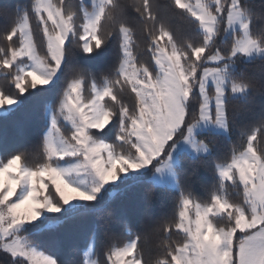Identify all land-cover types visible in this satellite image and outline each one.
Wrapping results in <instances>:
<instances>
[{"label": "snow or ice", "instance_id": "snow-or-ice-1", "mask_svg": "<svg viewBox=\"0 0 264 264\" xmlns=\"http://www.w3.org/2000/svg\"><path fill=\"white\" fill-rule=\"evenodd\" d=\"M172 3L200 39L177 42L150 0H0V264H75L57 234L89 219L79 264H264V0ZM130 12L151 62L134 51ZM257 61L259 78L247 71ZM257 100L249 132L237 120ZM10 129L34 130L36 162L10 146ZM158 192L174 197L171 217L150 211ZM137 203L160 237L155 261L128 227ZM113 224L128 239L97 257Z\"/></svg>", "mask_w": 264, "mask_h": 264}, {"label": "trees", "instance_id": "trees-1", "mask_svg": "<svg viewBox=\"0 0 264 264\" xmlns=\"http://www.w3.org/2000/svg\"><path fill=\"white\" fill-rule=\"evenodd\" d=\"M8 3H16L19 0H6ZM23 2H27V0H23ZM86 2H90V0H86ZM125 3L128 0H124ZM154 11L157 12L159 20L163 21L165 26L171 30L175 40L177 42H184L185 40L191 39L193 41H197L200 37L197 36L195 27L191 23V18L188 14L184 13L183 10L176 8L172 0H150ZM254 2L258 5L259 0H254ZM74 4H78L79 0H73ZM129 23L135 30V39L139 45L138 48H135L134 51L140 53V58L151 62V54L143 51L146 49V44L148 37L145 34V22L140 20L135 12H130L129 15ZM5 21L2 17H0V27L3 26ZM35 21H33V27H35ZM264 22L257 21V27L261 26ZM148 27H151V23L148 24ZM0 46H2V42H0ZM230 46V45H229ZM214 50V49H213ZM261 65L259 61L249 64L247 67V71L250 75L259 78L261 72ZM3 83V78L0 76V84ZM232 106L237 110H240V102L233 101ZM41 107V102L37 101L33 105L30 106L26 113L18 114V120L22 123H29L31 119V114L37 111ZM198 107V106H197ZM260 105L259 101L251 106V111L247 112L246 114H242L237 123L240 126H243L246 131H251V128L258 122L259 115H260ZM10 134L12 135V143L11 147L13 149L19 148L22 150H26L29 153V159L31 162H36L38 157L36 156L37 147H36V136L33 131L28 132L25 135H19L16 133L15 129H10ZM261 141L264 142V136L260 137ZM233 142L237 150L242 151V138H239L237 134L234 133L233 135ZM219 146V154L222 158H229L232 154V144H229L227 141L220 139L217 141ZM2 151V149H0ZM208 175H211L210 173ZM209 184L212 182L209 180ZM197 187V194L201 198H207L208 191L201 187L199 184ZM141 192L143 190H140ZM139 195V193H137ZM131 207L127 200H118L113 203V208L117 211H120L124 208ZM144 205L142 203H137L135 205V211H132L129 216V224L130 227L134 232L140 231L143 233L141 239V245L144 246L149 253L152 261L155 259L160 258V237L159 235L151 232L144 228V224L147 222V217L144 214ZM150 211L153 214H163L171 217L174 211V197L170 194H162L157 193L154 197L152 202ZM94 223H98V221H94L92 219L76 222L74 224L66 226L60 233L57 234V239L59 240V246L57 249L60 258L64 261H72L75 264H79L81 260L80 250L84 248L86 241L90 235V231L92 225ZM114 231V239L106 240L104 242V247H99L97 249V257H101L105 248L110 246L111 244L115 243L116 246H122L123 243L128 239L127 231L123 229H117L116 225H112ZM175 231V230H174ZM173 240L182 239L181 235H173ZM48 247L52 249V245L49 244ZM6 254L0 252V260H6Z\"/></svg>", "mask_w": 264, "mask_h": 264}, {"label": "rangeland", "instance_id": "rangeland-1", "mask_svg": "<svg viewBox=\"0 0 264 264\" xmlns=\"http://www.w3.org/2000/svg\"><path fill=\"white\" fill-rule=\"evenodd\" d=\"M191 3L195 4L196 0H190Z\"/></svg>", "mask_w": 264, "mask_h": 264}]
</instances>
